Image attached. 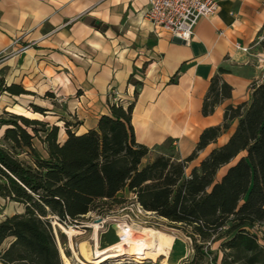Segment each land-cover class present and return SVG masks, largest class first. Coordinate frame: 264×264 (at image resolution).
I'll use <instances>...</instances> for the list:
<instances>
[{
	"label": "trees",
	"instance_id": "16d2710c",
	"mask_svg": "<svg viewBox=\"0 0 264 264\" xmlns=\"http://www.w3.org/2000/svg\"><path fill=\"white\" fill-rule=\"evenodd\" d=\"M83 22L97 31L105 27L94 18ZM260 47L264 50V40ZM0 89L26 93L18 85L3 88L1 81ZM230 94L231 88L214 77L202 115H211ZM108 107L109 114L86 132L64 123L62 141L56 126L47 130L46 123L14 115L0 120V128L6 127L0 143V199L23 209L0 221V264H63L52 224L68 228L90 214L106 218L126 203L119 194L189 235L195 256L184 264H217L220 257L209 247L218 242L221 264H264V245L255 232L264 225V81L248 104L228 107L221 126L204 130L194 152L182 161L163 154L148 159L149 150L134 137L133 103L124 107L109 101ZM232 121L237 124L227 143L187 172ZM35 139L43 144L44 157Z\"/></svg>",
	"mask_w": 264,
	"mask_h": 264
},
{
	"label": "crops",
	"instance_id": "0c3cea01",
	"mask_svg": "<svg viewBox=\"0 0 264 264\" xmlns=\"http://www.w3.org/2000/svg\"><path fill=\"white\" fill-rule=\"evenodd\" d=\"M147 3L0 0V79L34 86L39 75L56 90L81 91L72 115L83 123V132L109 114L113 98L124 107L133 103L134 137L149 150L148 159L163 154L185 160L202 132L221 126L228 107L248 104L253 89L264 81V60L256 58L264 56V0H220L215 16L197 23L189 45L154 34L144 17ZM85 17L101 22L103 31L85 24ZM216 76L231 94L203 116ZM236 124L232 121L200 151L187 172L226 144ZM227 168L220 169L218 180Z\"/></svg>",
	"mask_w": 264,
	"mask_h": 264
},
{
	"label": "rangeland",
	"instance_id": "374dc122",
	"mask_svg": "<svg viewBox=\"0 0 264 264\" xmlns=\"http://www.w3.org/2000/svg\"><path fill=\"white\" fill-rule=\"evenodd\" d=\"M37 77V83H34V86L32 84L29 85L28 82L23 83L22 80H10L7 77L0 79L3 88L18 85L26 92L25 94L16 96L4 92V89H0V120H8L11 115H14L46 123L47 130L56 126L59 130L60 141L66 137L64 123L70 124L71 130L82 133L81 126L83 123L78 120L76 114L72 115V112H75L72 111L73 106L75 107V104L80 103L82 92L56 90L47 77L39 75ZM111 95L112 91L109 92V97ZM5 128H0V143H2ZM40 137L44 138V135L40 133ZM34 147L37 153L43 157L45 156L44 146L39 140H34ZM121 196L127 199L126 203L120 207H115L108 217L99 218L94 214H90L82 219L79 223L80 225L77 226L76 230L83 232V235L73 238V245L74 251L82 263L86 264L87 261H92L96 255L95 240L92 236V229L89 226L98 223L99 219L106 221L103 225L101 224L102 227L97 237L100 247H105L115 242L116 237L114 230L111 228L112 225L125 223L124 225L132 229L134 236L139 237L142 230L148 231L150 241L157 242L170 249L168 258L155 252H140L138 249L137 251H128L117 258H109L102 264H184L194 259V242L185 231L179 229V225H173L152 215L139 216L138 219H134L131 213V211L135 212L132 205L134 201L125 194H119V197ZM22 211L21 206L0 199V221L5 217L21 213ZM69 228L71 227L69 226ZM258 229L259 231L255 232L261 244L264 245V225H261ZM53 231L58 241V249L60 248L62 263L65 264V259L68 264H77L73 260L74 255L72 249L69 247L67 236L57 227L54 228L53 226ZM219 245L218 242L209 247L210 252L213 254L217 253L220 257L217 264H221L223 258L222 253H218ZM144 249L147 250V248ZM125 250L127 251L128 249L125 248ZM65 253H68L69 256L67 257ZM205 264L210 263L206 261Z\"/></svg>",
	"mask_w": 264,
	"mask_h": 264
},
{
	"label": "built area",
	"instance_id": "2783aa9c",
	"mask_svg": "<svg viewBox=\"0 0 264 264\" xmlns=\"http://www.w3.org/2000/svg\"><path fill=\"white\" fill-rule=\"evenodd\" d=\"M219 2L220 0H148L144 17L156 36L167 34L173 39L189 45L197 23L201 19L215 16L219 9ZM242 51L247 52V49L242 48ZM256 58L259 62L264 60L262 55H256ZM112 101L117 102L115 98ZM132 200L135 212L131 211V213L134 219L150 215L143 211L134 198Z\"/></svg>",
	"mask_w": 264,
	"mask_h": 264
},
{
	"label": "bare ground",
	"instance_id": "6f19581e",
	"mask_svg": "<svg viewBox=\"0 0 264 264\" xmlns=\"http://www.w3.org/2000/svg\"><path fill=\"white\" fill-rule=\"evenodd\" d=\"M102 222V223H101ZM100 223H94L91 226L92 229V236L95 240V256L92 261H87L86 264H102L109 258H117L122 256L128 251H140V252H155L158 254L163 255L165 258H168L170 249L166 246H163L157 242H153L149 240V234L148 231L142 230L139 237L134 236V232L132 229L124 224H114V233L116 240L115 242L105 246L100 247L98 244V235L99 231L101 229V224L105 222V220L101 221ZM126 222V221H125ZM111 223V222H110ZM54 228H58L63 234H65L69 240V247L72 249L75 262L77 264H84L80 261L78 256L76 255L74 251V245H73V238L79 237L83 235V232L76 230L77 228L71 227V228H65L62 225H59L58 223H53ZM125 248L128 250L126 251ZM144 248H147L144 249ZM64 263L68 264L67 261L64 259Z\"/></svg>",
	"mask_w": 264,
	"mask_h": 264
},
{
	"label": "water",
	"instance_id": "95a60500",
	"mask_svg": "<svg viewBox=\"0 0 264 264\" xmlns=\"http://www.w3.org/2000/svg\"><path fill=\"white\" fill-rule=\"evenodd\" d=\"M176 42H180L179 40H175ZM98 222H101V219H99L98 220ZM75 228H77L76 226H74ZM112 230H114V226L112 225ZM54 235H55V233H54ZM56 236V235H55ZM55 239H56V237H55ZM58 243V241H57V239H56V244ZM58 247V246H57ZM59 250V254H60V248L58 249Z\"/></svg>",
	"mask_w": 264,
	"mask_h": 264
}]
</instances>
